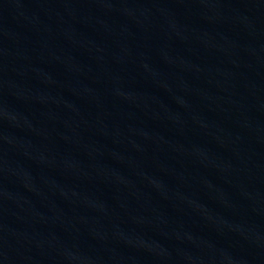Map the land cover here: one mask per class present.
I'll return each mask as SVG.
<instances>
[{"label": "water", "instance_id": "95a60500", "mask_svg": "<svg viewBox=\"0 0 264 264\" xmlns=\"http://www.w3.org/2000/svg\"><path fill=\"white\" fill-rule=\"evenodd\" d=\"M0 264H264V0H0Z\"/></svg>", "mask_w": 264, "mask_h": 264}]
</instances>
